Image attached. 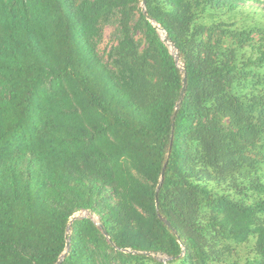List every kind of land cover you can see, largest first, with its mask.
I'll list each match as a JSON object with an SVG mask.
<instances>
[{
    "label": "trees",
    "instance_id": "16d2710c",
    "mask_svg": "<svg viewBox=\"0 0 264 264\" xmlns=\"http://www.w3.org/2000/svg\"><path fill=\"white\" fill-rule=\"evenodd\" d=\"M260 4L0 0V264H264Z\"/></svg>",
    "mask_w": 264,
    "mask_h": 264
},
{
    "label": "water",
    "instance_id": "95a60500",
    "mask_svg": "<svg viewBox=\"0 0 264 264\" xmlns=\"http://www.w3.org/2000/svg\"><path fill=\"white\" fill-rule=\"evenodd\" d=\"M142 12L145 14V8H144V1L142 2ZM148 20L149 17H147ZM156 29L158 30L162 40L164 41L166 47L169 49L171 55L173 56L174 58V62L176 64V66L178 67V69L180 70V73H181V83H182V88H181V91H180V95H179V98H178V102H177V105H176V108L179 107V105L181 104L183 98H184V94H185V91H186V72H185V69H184V66L180 63L179 61V58H178V55H177V51L176 49L174 48V46L172 44H170L168 42V40L166 39V35L164 33V31L159 27V26H155ZM181 64V66H179ZM175 117V112L173 114V118ZM162 178H163V171L161 173V177H160V181H159V184L157 186V189H156V193L159 191L160 189V185H161V182H162ZM85 213L86 215H82L81 212L75 214L72 219L70 220L69 224L67 225V228H66V232L69 233V230H70V226L71 224L76 221V220H79V219H83V218H87L89 216V213L88 212H83ZM97 226H100L99 223H96ZM165 225L167 227H170L169 223L165 221ZM105 234V232H104ZM106 235V234H105ZM69 247H70V242L67 241L66 242V247H65V251L60 255V257L58 258V261L56 262V264H61L63 258L65 257V255L68 253V250H69ZM125 252H128L127 250H125ZM145 256H148V257H152L154 259H156L157 261H160L162 263H166L167 261L171 260V258H167L166 256H162L160 254H153V253H143Z\"/></svg>",
    "mask_w": 264,
    "mask_h": 264
},
{
    "label": "rangeland",
    "instance_id": "374dc122",
    "mask_svg": "<svg viewBox=\"0 0 264 264\" xmlns=\"http://www.w3.org/2000/svg\"><path fill=\"white\" fill-rule=\"evenodd\" d=\"M261 1V4L259 6H264V0H259ZM249 4H253V2L248 1ZM113 32V28L112 27H106L103 31V39L101 44L99 45V50L100 52H102L103 50L109 48L112 44L115 43L114 38H112L111 34ZM181 66V64L179 65ZM82 215H86L85 213L81 212ZM95 221L97 222V219H95Z\"/></svg>",
    "mask_w": 264,
    "mask_h": 264
}]
</instances>
